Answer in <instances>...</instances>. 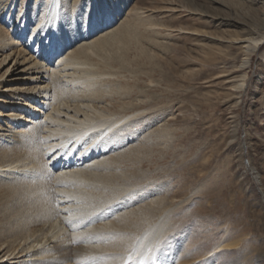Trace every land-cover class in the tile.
I'll use <instances>...</instances> for the list:
<instances>
[{"label":"rangeland","instance_id":"1","mask_svg":"<svg viewBox=\"0 0 264 264\" xmlns=\"http://www.w3.org/2000/svg\"><path fill=\"white\" fill-rule=\"evenodd\" d=\"M35 1L0 0V32L2 34L3 29V35H7L10 31L15 39L14 46L7 52L21 51L18 66L1 79L0 88L22 87L32 77L31 59L41 61V57H45L43 45L39 48L35 45L38 32L29 44L34 27L30 16L35 10ZM40 2L38 0L37 6ZM65 7L68 26L72 23L82 26L87 17L94 16L96 0H71ZM112 17L114 25L111 23L108 30L103 29L97 36L102 37L109 31H126L125 44L121 46L122 43L117 41L111 48V41L103 46V52L102 48L98 49L99 53L96 56L92 54L89 59L93 70L109 76L105 74L104 78H107L90 87V81L83 85L79 83L82 79L76 82L72 78L80 76L81 71L76 73L77 77L75 74L69 77L59 74L58 77H50L48 90L55 97L54 103L68 105L99 90L96 95H102L101 99L94 104L99 108L109 105L120 110L116 116L122 115L128 106L130 110H126V115L129 118L122 123L124 133L114 139L113 147H108L103 155L114 159L124 154L125 164L124 161L120 165L115 163L112 168L94 167L95 164L83 172L86 175L94 170L93 180L82 177L81 183L67 184L66 180L63 182L57 177L58 169L65 166L67 160L63 158L55 162V150L50 152L47 148L51 137L36 133L37 138L34 137L37 140L30 141L38 144L40 155H44L42 164L53 171L38 176L34 185L36 192L23 200H28L29 196L34 198L35 206H40V210L44 204L42 200H47V207L44 205L42 212L53 222L59 220L60 209L56 213V203L50 201L51 192L57 189L72 192L73 189V194H78L82 189V195L86 196L84 206L91 210L81 214L79 219L83 223L80 222L77 229L88 228L90 231L87 233L96 234L93 226L103 225L100 238L93 240L100 249L91 253L84 260L86 263L83 261L85 264H110V260L122 263L128 253L125 250L113 253L109 248L123 235L116 237V225L112 228L109 223L118 219L122 212L128 213L132 207L158 196L166 198V202L179 204L185 199L188 202H184L183 209L173 217L176 230L164 237L167 244L162 239L164 253L158 256L156 264H165L166 261L168 264L187 261V264H264V0H121L119 10ZM13 22L15 27L11 26ZM21 25L24 28H18ZM237 39L255 40H251L250 48L246 49L244 43H235ZM91 41L82 40L83 43ZM255 41L260 43L256 47L253 46ZM61 43L59 47L66 51V39L63 38ZM81 43L69 45L67 54H71L73 48H79L77 46ZM23 54L26 60L22 59ZM13 59L16 60L17 55ZM14 60L9 63L12 67ZM48 66L53 70L57 63ZM89 66L84 65L86 69ZM6 68L7 65L0 69V77ZM74 69L76 72L79 68L69 72ZM3 79L10 82L3 83ZM28 83L26 87L37 84ZM119 84L121 90L117 87ZM130 99L138 100L143 106L142 111L136 110L143 112L136 120L132 118L136 112H132L135 106L128 103ZM8 124L13 125L10 120ZM164 128V135L163 132L159 134L158 129ZM125 136L128 137L123 142ZM10 139L0 140V151L11 147L14 142ZM82 142L73 157L89 142V138ZM139 147L140 151L135 150ZM133 150L137 155L129 159L126 154ZM65 152L66 149L62 156ZM29 165L33 170L31 165L34 164ZM19 173L21 175L15 178H19L17 183L29 180L31 172ZM0 184L3 185L0 188L1 264L8 258L6 255L4 260L1 259L7 253L6 240L2 239H9L8 234L18 230L16 215L20 211L19 216H22L26 211L22 210L23 203L9 193L15 186L6 189L8 181L1 177ZM39 192L43 198L36 200ZM74 199L76 197L71 200ZM45 209L49 210L45 213ZM29 214L33 217L35 212ZM232 241H237V244L219 248L220 243ZM8 261L13 262V259ZM8 261L3 264H10Z\"/></svg>","mask_w":264,"mask_h":264},{"label":"bare ground","instance_id":"2","mask_svg":"<svg viewBox=\"0 0 264 264\" xmlns=\"http://www.w3.org/2000/svg\"><path fill=\"white\" fill-rule=\"evenodd\" d=\"M69 1L70 0H41L38 6H37L38 0L35 1V5H34L35 10L33 13H31L30 16V22L34 27H32V32H33L32 35L30 37L28 36L29 44H31L35 40L34 37L38 32V38H36L35 45H37V48H39L40 45H43L41 47L42 49L43 48L45 49L44 50L45 57H41V61L30 58L31 62L29 64L32 67L33 72L31 73L32 77H30L27 81L37 84H34V86L31 87L30 86L26 87L29 83L25 81L22 87L11 86L9 88H4V87L0 88V140H3L5 137H9L11 138L10 140H13L14 142L10 148L6 149L9 152L6 151L4 147H3L4 150L0 151V160H1L0 177L8 181V186L7 187L4 186L6 187V189H10L11 187L15 186V188L9 190V193L11 195L16 196L19 199V202L23 203L22 210L26 211L22 214V216H19L20 211H18L16 215L18 230L17 231L15 230L16 232L14 234L8 232L9 233L8 235L10 237L9 239H6V237L2 239V240H6L5 249H7V253L4 254V256L1 259L4 260L6 255H8L7 256L8 258L6 261H1V264L7 262L9 259H13V262L8 261L10 264L11 263L12 264H85L87 257L90 256L91 253H95L100 249L99 246H95L93 244V240L100 238V230L103 228L102 223L93 226V229H95L96 234L91 232L87 233L90 231L88 230V228L85 229L88 231L77 229V227L80 226V222L83 223V220L81 221V219H79L81 214L91 210L90 207L85 208L84 206L83 200L85 199L86 196L84 194L82 195V191H81L82 189L81 190L79 189L80 190L79 192L77 191L78 194H73L74 191L73 189L72 192L69 191L68 189H67L68 191L65 190L61 191L57 189L56 191L51 192L52 195L50 196L51 198L50 201L56 203L57 206L56 213H58V209H60L59 220L56 219L53 222L50 219H46L44 217L43 209L45 208V206L47 207V202H46L47 200L45 199L42 200L44 201V204L41 206V210L39 209L40 206L38 207L35 206L36 205L35 201H33L34 198L29 196L28 200H23L24 197L26 199L27 195L30 194L33 195V193L36 192L34 185L37 182L36 179L38 176H41L44 172L46 173L49 171H53L49 166L42 164L44 162L41 160V158H43L44 155H40L41 148L38 146V144L34 140L30 141V139L37 138L36 133L37 134L44 133V135L48 136L49 138L51 137L50 138L51 142L49 141V145L47 144L48 145L47 148L50 149L49 150L50 152L55 150L53 152V155L56 159L55 162H57L58 160H62L63 158L67 160L66 165L65 166L61 165V167L58 169L61 173L58 171L59 173H57V177L63 179L64 180L63 182H65L66 180L67 184L71 183L70 185H73L72 183L76 184V182L78 181H80L81 183L82 177L86 180H89L92 174H95L94 170L90 174H86V175L83 174V172L85 173L86 169L87 170L90 169L95 164L96 165L94 167H98L101 165V166H106V168L107 167L112 168L115 163L117 165L122 164L126 158L124 154L121 155L120 157H115L114 159L111 157H110L111 159L103 157V155L105 152H107L108 147L111 146L113 147L114 139L116 137L117 138L120 137V135L124 133L125 128L124 125H122V123L129 118V116L126 115L128 114L126 110H130L127 109L129 108L128 106L125 108L126 110H124L125 113L122 111L123 112L122 115L116 116L117 113H120V110L114 109L109 105L99 108L94 104L97 101V99L98 100L101 99L102 95L99 94L96 95L97 91L99 90L92 92L89 91L90 92L89 94H86L83 97L81 96L80 99L73 105L72 104L68 105L67 103L61 104L58 102L54 103L53 99L55 97L52 96V93H50L48 90L51 82V81L49 82L48 80L50 79L51 76L58 77L60 74L65 77H69V76H73L74 74L76 75V73H80L79 71H81V73L79 74L80 76L77 77L76 75L75 77L77 78H74V76L72 77L76 82H78L77 79H82L83 83L79 81L80 84L84 85V83L87 84L86 82L90 81L89 82L90 87L96 85L98 81L100 82L101 79L104 78L105 74H107V76L109 75L108 73H105L103 75L104 72L103 73L96 72L95 70H93V68H91L92 65L91 67L89 66L91 63L89 62V59L92 56V54L96 56V53L97 54L99 53L98 49L101 48H102L101 52H103L104 49L103 46L105 45L107 46V44H109L111 41L112 43L109 44L111 48L113 46L112 44L117 41L122 43L121 46L125 44L124 40H125L126 31L124 32H121V30L115 32L109 31L106 33L107 35L105 34L106 36L105 35L102 37L97 36L101 30L98 29L94 24L90 23L92 19L91 17L89 18L87 17L86 18L87 20H85L86 22L84 21L85 24L82 26L73 23L71 24L70 22L71 24L70 27H72L70 28L67 23V17H66L67 12L64 11L65 10L64 7L68 4ZM53 8H54L53 11H49L50 9ZM36 14L37 16L35 17ZM74 14L76 15V13H73V15ZM12 18L14 17L12 16ZM114 20L115 19L111 16L108 22L109 25L107 27L105 26L104 30L106 29L108 30V28L114 25ZM33 21L36 22L33 23ZM41 25H43L42 30H41ZM11 26L15 27L14 22L12 23ZM18 28H24V27L23 25H21L18 26ZM85 29L86 30L88 29V31L86 32ZM2 31L4 32L3 29ZM3 32L2 34L0 32V52H2V55L0 57V69H2L3 66L5 67L6 65L7 68L4 71L5 73L2 75V77H0V81L4 76H6V74H8L10 69L14 68L15 66H18L19 64L18 59L21 56V51L20 53H18L19 51L14 52V50H11L10 53L7 52L8 51L7 49L14 46L13 42L15 43L14 41L15 39L13 38L12 33L10 31L9 34L7 31H5L7 32V35H3ZM96 36L99 38H97ZM63 38L66 39V42L68 44V46L67 45L65 46L66 51H64V48L59 47V44H62L61 41ZM87 39H92V41L88 43L82 42V40H87ZM251 40L237 39L235 43H244L245 45L243 47L249 49L252 44ZM77 43L79 44L81 43L80 46H77L79 48H77L76 50H73L74 49L73 48L71 50V54L69 52L67 54V51L70 48L69 45L72 44L76 45ZM53 44L57 45L55 54L52 53L51 46ZM259 44L260 43L258 41H255V45L253 46L256 47ZM107 48H109V46ZM15 55H17L16 60L13 59ZM22 59L26 60L24 54L22 56ZM12 60H14L13 67L12 65H9V63ZM21 62L23 64V61ZM47 62L49 63L52 62V63L49 64ZM55 63H57V66H55ZM86 64L87 66H89V68L87 69L84 67V65ZM48 65L55 66V68H53L52 70V68L49 67ZM79 65H83V67H78ZM71 67L76 69L79 68L81 70L78 69V71L75 72L74 69V71L69 72V70L73 69ZM12 71H15V69ZM9 76L10 75H7V77ZM107 76L105 78H107ZM2 81L3 83L10 82V80L7 81L5 79H3ZM75 81H73V83ZM3 83L1 85H3ZM117 87L118 89L120 88V90L122 89L120 87V84ZM35 90L38 91L35 92ZM97 96L98 98H95ZM143 102L145 103V101ZM53 103L55 105H52ZM128 103H131L132 106L133 105L135 106V109L132 111L134 113L136 112V110H141L143 107L141 103L139 104L138 100L134 102L130 99ZM141 111H137L139 113L137 114L136 112V114H134V117L132 118L137 119V117H139L143 113ZM38 117H42V119L39 120ZM141 118L142 117H140V120ZM9 120L12 122L13 124L12 126L8 124ZM3 127L5 129H3ZM164 130L165 128L162 129L161 131L160 129H158L159 134L163 132L162 135H164L165 133ZM7 132L8 134H6ZM86 136H89L88 137L89 142L88 143L84 142L85 145H83L84 147L83 146L81 147L82 150L79 151L78 154L76 153V155L73 157V153L76 152L75 150L77 149L78 144L82 142L84 139H88L86 138ZM127 137L128 136L124 137L123 142H126ZM38 141H40L39 138ZM140 147L135 150L140 151ZM65 149L66 152L62 156V152L65 151ZM133 152L134 150L132 152H128L129 154H126L129 155V159L131 158L133 159L134 156L137 155L136 154L137 152L135 154ZM100 156H102V158H100ZM28 160L31 161L26 162ZM31 162L34 164L31 165L33 170L29 168L30 167L29 164H32ZM69 163L72 164L70 165ZM68 168H70V170H67ZM19 172H31L29 175L30 177H28L29 180L27 182L21 181L17 183V180L19 178H17V180L15 178L20 174ZM118 175H121V172ZM12 181L14 182L16 181L17 184H13L14 182ZM56 183L58 184L59 182ZM2 186L3 185L0 184V188H2ZM76 187H80V186H75V188ZM37 191H41V189ZM154 194L155 193H152V195ZM38 196L39 197H37L36 200H38L39 198L40 199L43 198L41 197L40 192L38 193ZM69 197H76V199L69 200L68 199ZM179 202H180L179 204L174 203L172 201L166 202V198H161L158 196L150 199V201L146 203L144 202L145 204H140L139 206L137 205L138 207L136 208H133L131 206L132 211L130 212L128 211V213L127 211L124 213L122 212V214L118 219L109 223V225H112L111 226L112 228L113 225H116V230H118V231H114L116 237L117 236L120 237L121 235H123L121 236L120 241L119 240L114 241L115 245H113L109 249L113 253H118L119 251L122 252V250L123 251L125 250V252L128 253L127 257L125 256L126 258L125 260L123 259L124 261L122 263H119L120 260L119 262L116 260L115 261L119 264H129L130 262L131 264H156V260L158 256L164 253L163 250L161 249L162 239L166 237L167 234L169 233L171 234L172 231L176 230L173 224V217L176 216V214H178V211L182 207H184L183 203L188 202V199H185V201L183 202L181 201ZM122 203L126 204L127 202L125 203L122 202ZM76 206L79 207L77 208ZM65 209H71L72 211L65 212ZM48 210L45 209V213ZM30 212H35L33 217L29 214ZM69 221L72 222L69 223ZM106 223L108 224V222ZM179 225L180 223L178 224V227ZM167 239L169 238L167 237ZM163 241L164 244H167L166 239ZM236 244L237 241L236 242L232 241L230 243L222 242L220 243L219 248L221 246H232ZM107 246H109V244ZM103 250L106 251L107 249H103ZM1 252L2 251H0V253ZM164 256L166 255L164 254ZM129 257L131 258L133 257V259H129ZM129 260L131 261L128 262ZM109 262L111 264L114 261L111 262L110 260ZM166 262L165 264H168V262L167 263ZM187 262L186 263L183 262L182 264H187ZM112 264H116V263H112Z\"/></svg>","mask_w":264,"mask_h":264},{"label":"snow or ice","instance_id":"3","mask_svg":"<svg viewBox=\"0 0 264 264\" xmlns=\"http://www.w3.org/2000/svg\"><path fill=\"white\" fill-rule=\"evenodd\" d=\"M71 2V0H70ZM121 0H96V9L94 16L92 17L90 23L94 24L101 31L105 26L108 25L109 19L111 16L115 15V13L119 10ZM50 9L49 11H53ZM43 29V25H41V30ZM52 53L55 54L57 45L53 44ZM69 200L72 197L68 198ZM71 209H65V212H71ZM72 221H69L71 223ZM131 259V257H129Z\"/></svg>","mask_w":264,"mask_h":264}]
</instances>
